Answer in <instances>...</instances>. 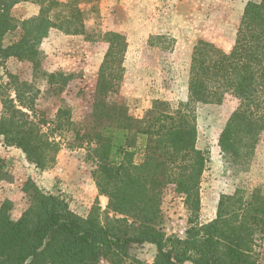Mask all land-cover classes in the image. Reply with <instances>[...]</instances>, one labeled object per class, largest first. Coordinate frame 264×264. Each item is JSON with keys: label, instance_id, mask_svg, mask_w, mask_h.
Instances as JSON below:
<instances>
[{"label": "trees", "instance_id": "obj_1", "mask_svg": "<svg viewBox=\"0 0 264 264\" xmlns=\"http://www.w3.org/2000/svg\"><path fill=\"white\" fill-rule=\"evenodd\" d=\"M20 2L37 4L40 12L23 21L19 41L4 48V36L17 29L10 10ZM85 3L97 10V0H0V57L34 62L38 46L51 30L84 34L80 6ZM127 48L123 34L112 35L86 123L73 122L71 110L61 108L52 121L51 135L42 128L49 122L40 125L24 112L32 110L25 93L17 95L21 109L13 100L3 101L0 137L4 145L20 150L43 171L51 168L60 148L53 133L72 132L69 146L86 149L95 166L92 175L99 195L108 199V210L115 218L104 224L98 201L87 217L79 216L66 196L44 192L29 180L24 192L31 202L19 219L11 216V201L0 206V264H145L130 256V250L145 244L156 247L152 264H262L256 248L264 237L263 194L247 198L239 189L221 195L216 217L200 222L201 185L210 155L197 147V106L219 105L228 94L239 100L219 147L226 165L247 170L264 138V0L246 4L229 51L207 41L197 43L186 102L173 106L156 100L141 118L112 99L124 78ZM34 70L36 77L58 92L73 79V75L46 72L39 63ZM7 164L0 156V173ZM168 190L183 198L188 215L184 238L169 236L161 228V206Z\"/></svg>", "mask_w": 264, "mask_h": 264}, {"label": "rangeland", "instance_id": "obj_2", "mask_svg": "<svg viewBox=\"0 0 264 264\" xmlns=\"http://www.w3.org/2000/svg\"><path fill=\"white\" fill-rule=\"evenodd\" d=\"M56 1L67 3L69 0ZM250 1L260 0H97L95 12L90 5L82 4L84 34L67 35L64 30H51L38 46L34 62L0 57V121L3 101L13 100L21 109L17 95L23 92L25 102L32 103V110L23 109L24 112L35 123L49 122L42 126L48 134L52 135L51 129L55 126L52 121L61 108L71 110L73 122L86 123L92 111L99 70L115 33L126 37L128 48L124 78L119 93L112 98L114 102L127 106L136 118L143 117L156 100L167 101L173 106L186 102L195 46L202 40L229 51ZM39 12L37 4H16L10 10V17L17 29L4 36L3 47L19 41L21 23ZM35 63L46 72L73 75V79L58 92L34 75ZM26 83L32 88L23 86ZM238 106L239 100L231 94L219 105L197 106V147L210 155L201 185L202 224L216 217L221 195H233L239 189L247 198L256 192L264 195V138L245 171L226 165L221 154L220 135ZM53 136L60 148L53 155L51 168L43 171L28 162L20 150L7 148L0 137V156L8 162L0 173L4 179L0 181V206L11 201V216L19 219L30 205L31 197L24 192V186L32 180L44 192L66 196L71 210L79 216L87 217L98 201L102 222L106 224L115 218L108 210V199L99 195L92 175L95 166L88 159L86 149L69 146L73 142L72 132H55ZM161 209L162 230L169 236L184 238L188 215L183 198L168 190L164 193ZM256 251L264 264V237L258 240ZM156 253V247L150 244L130 250L131 258L145 264H152ZM100 264L109 263L102 261Z\"/></svg>", "mask_w": 264, "mask_h": 264}]
</instances>
